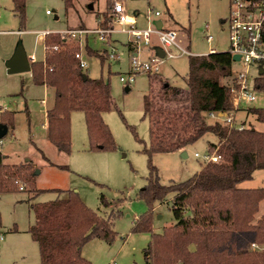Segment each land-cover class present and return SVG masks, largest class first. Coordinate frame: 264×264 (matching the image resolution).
Wrapping results in <instances>:
<instances>
[{
  "label": "trees",
  "instance_id": "1",
  "mask_svg": "<svg viewBox=\"0 0 264 264\" xmlns=\"http://www.w3.org/2000/svg\"><path fill=\"white\" fill-rule=\"evenodd\" d=\"M26 3L13 0L14 12L22 26L26 21ZM72 4L73 0H67L68 7ZM113 6L108 0L99 16L100 27L112 26L109 14ZM44 45V58L31 60V74L34 84L46 86L54 93L46 113L50 142L59 151L70 153L71 115L81 111L89 150H117L118 144L103 117L114 107L111 83L103 76L90 77L76 56L78 52L99 56L103 64L110 57L107 49H94L88 37L82 47L79 40L62 32L47 33ZM232 65L229 49L190 54L186 87L172 84L160 72L148 73L151 91L144 96L143 112L150 122L149 145L143 151L149 157L150 171L138 193L148 209L135 219L131 228L133 233L151 234L143 249L146 264H264V213L257 216L264 187L240 186L252 179L257 169L264 170V131L245 120L235 119L234 124L224 120L230 112L240 110L235 105V79L229 85L222 82L232 75ZM260 67L263 69V64ZM254 88L264 91V73L255 78ZM247 113H253L264 123V106L249 105ZM1 114L2 122L9 128V123L14 122V111ZM209 117L214 121H209ZM238 124L244 127L239 128ZM207 133L217 137L216 142L209 143L208 152L219 155V160L205 162L186 180L162 183L152 162L153 154L181 152ZM5 157L0 150V194L22 190L39 195L45 191L36 186L30 165L9 164ZM52 190L58 193L57 198L31 205L35 221L29 232L38 243L40 263L91 264L82 255L83 246L95 238L112 243L118 234L114 222L121 211L111 209L104 216L90 208L72 188ZM63 193L66 196L60 197ZM170 195L176 222L162 232H155L156 203ZM101 202L106 207L111 204L104 195Z\"/></svg>",
  "mask_w": 264,
  "mask_h": 264
},
{
  "label": "rangeland",
  "instance_id": "2",
  "mask_svg": "<svg viewBox=\"0 0 264 264\" xmlns=\"http://www.w3.org/2000/svg\"><path fill=\"white\" fill-rule=\"evenodd\" d=\"M111 1L123 2L126 14L136 19L139 29L153 27L156 19L162 20L165 29L178 31V42L186 46L191 54H207L212 48L216 51L229 49V17L238 0ZM26 2V21L22 26L14 12L13 0H0V30H5L0 33V124L3 123V111L15 113L14 122L9 123V131L1 139L0 150L6 154V163L30 165L35 173L36 186L45 191L39 195L22 190L0 194V264H41L38 243L29 232V227L35 221L31 205L57 198L59 195L52 190L54 188L74 189L90 208L101 215L107 216L115 208L121 211L114 222L118 234L112 243L95 238L83 246L82 255L91 264H146L143 249L151 234L133 233L131 228L135 217L148 209L138 193L144 188L150 171L149 157L143 151L149 145L150 122L144 117L143 109L144 96L151 91L150 79L146 72L138 73L129 84L121 81L120 77L129 74L134 50L138 51L141 60L150 59L159 47V41L153 35V43L140 39L133 44V37L121 30V24H115L112 7L109 17L111 27L115 26V29L110 34L111 45L110 40H100L98 34L91 33L82 37V47L88 37L94 49H108L110 53L115 48L118 56L108 57L102 64L99 56L83 55L87 61L86 73L93 78L103 76L111 83L114 107L105 112L103 117L113 133L118 149L89 150L84 113L74 111L71 115V152H61L48 139L47 126L44 125L45 110L53 102V90L34 84L30 72L8 73L6 61L19 42L23 43L29 57L34 60L43 59V32L100 27L99 16L106 9L108 0H73L69 7L67 0ZM156 11L160 12L159 16H156ZM188 59L187 54L164 58L160 75L172 84L186 87ZM240 69L241 62L233 61L232 75L223 78L222 82L232 84ZM259 74L257 66L250 68L249 75L256 99L250 103L242 102L243 108L238 110L236 117L264 131V123L259 122L253 113H247V107L251 104L264 106V91L254 88V80ZM126 87L130 89L126 90ZM209 121H214V118L209 117ZM216 141L217 137L213 133H207L188 147L187 157L182 152L154 153L152 162L158 169L160 181L168 184L193 176L205 163L202 156L208 152L209 143ZM240 186L264 187V170L257 169L253 178L242 182ZM102 195L111 202L109 207L102 204ZM65 196V193L60 195ZM262 213L264 199L257 216ZM175 222L170 195L167 200L156 203L154 231L162 232L164 227Z\"/></svg>",
  "mask_w": 264,
  "mask_h": 264
},
{
  "label": "built area",
  "instance_id": "3",
  "mask_svg": "<svg viewBox=\"0 0 264 264\" xmlns=\"http://www.w3.org/2000/svg\"><path fill=\"white\" fill-rule=\"evenodd\" d=\"M112 16L114 17L115 24H121L122 31L128 32L132 37L133 43H138L140 39H143L146 43H150L151 36L153 34L158 36L159 42L165 56L161 57L158 54H154L147 60H141L139 56H133L131 58V70L127 76H121V81L129 84L135 80V77L140 72L146 73H159L161 70V63L166 57H178L184 54L190 55L191 52L183 47L178 42V32L173 29H158L156 26H149L146 29H139L133 25L125 27L131 22L129 16L125 12L124 3L116 1L112 9ZM156 15H160L159 11H156ZM229 50L233 55L238 54L241 62L242 69H240L235 76L236 92L235 105L237 110L243 108L242 102H253L256 99L253 91V84L250 80V68L257 66L259 71L260 65L264 63V0L248 1L238 0L235 2V6L231 9L229 17ZM114 27L103 28H74L63 31L62 33H69L72 37L79 39L80 44L82 37L88 34H98V38L103 42H108L110 34L114 31ZM211 38V36H210ZM57 48V47H55ZM80 58V64L83 68L87 67V61L82 53L76 54ZM111 58L118 57L115 48L109 53ZM34 59V58H32ZM236 111L230 112L224 117V120L228 124H234L236 119ZM211 116H215L211 114ZM239 128H243L244 124H238ZM2 140L0 139V144ZM199 156L198 153H195ZM203 159L207 161H218L220 156L216 153L207 152L204 154ZM2 238V236H1Z\"/></svg>",
  "mask_w": 264,
  "mask_h": 264
},
{
  "label": "water",
  "instance_id": "4",
  "mask_svg": "<svg viewBox=\"0 0 264 264\" xmlns=\"http://www.w3.org/2000/svg\"><path fill=\"white\" fill-rule=\"evenodd\" d=\"M155 25L158 29H161L163 26L162 20H157L155 22ZM156 53L164 57L165 56V51L163 50L162 47H157L156 48ZM32 59V58H31ZM31 59L27 55V52L24 48V45L22 42H19L18 45L16 46L14 53L12 56L7 59L6 61V67H7V72L8 73H23V72H30L31 71ZM233 61H238L240 59V56L238 54H235L232 56ZM264 73L263 69H260V74ZM87 76L85 75L84 78ZM130 87H126V90H129ZM253 104H251V107ZM9 131L8 125L5 123L0 124V139H2ZM182 155L184 157H187V152L184 150L182 151ZM39 172V171H38Z\"/></svg>",
  "mask_w": 264,
  "mask_h": 264
},
{
  "label": "crops",
  "instance_id": "5",
  "mask_svg": "<svg viewBox=\"0 0 264 264\" xmlns=\"http://www.w3.org/2000/svg\"><path fill=\"white\" fill-rule=\"evenodd\" d=\"M156 16H159V15H156ZM129 18H130V20H131V22H129L128 24H129V26L130 25H133V26H135V27H137V21H136V19L134 18V17H132V16H129ZM157 20H160V19H156L155 21H154V25L153 26H156L155 25V22L157 21ZM163 22V21H162ZM127 24V25H128ZM96 27H98V25L96 26ZM96 27H94V28H96ZM163 28H165V26H164V23H163V26H162ZM86 28H90V27H86ZM138 28V27H137ZM69 29H74V28H69ZM171 29V28H170ZM66 30H68V29H66ZM173 30H175V29H173ZM177 31V30H176ZM1 32H5V30H0V33ZM57 32V31H56ZM178 32V31H177ZM44 33V37H43V42H44V38H45V35L47 34V33H49V32H43ZM153 35H155V34H153ZM152 35V36H153ZM151 36V37H152ZM156 37H157V39H158V36L157 35H155ZM110 40V39H109ZM158 41H159V39H158ZM110 43H109V45H111V40L109 41ZM132 42V41H131ZM133 43V42H132ZM150 43H153L152 42V40L150 41ZM134 44V43H133ZM181 44V43H180ZM182 45V44H181ZM183 47H185L187 50H189L186 46H184V45H182ZM159 47H161V45H160V42H159ZM108 50V49H107ZM156 50V49H155ZM213 51H216V49H214V48H212L211 50H210V52H213ZM13 53H14V51H13ZM12 53V54H13ZM139 53H138V51L137 50H134V54H133V56H139L138 55ZM154 54H157L156 53V51L153 53V55ZM12 56V55H11ZM33 56V55H32ZM132 56V57H133ZM10 58V57H9ZM8 58V59H9ZM32 57H30V59H31ZM32 60V59H31ZM118 61H120V59L118 58ZM30 73H31V71H30ZM44 102H45V100L44 99H42ZM48 108V107H47ZM47 108H46V110H45V115H46V113H47ZM237 114V113H236ZM236 119H237V117H236ZM44 125L45 126H47V117L44 119ZM187 149H188V147L185 149V151L187 152ZM184 151V150H183ZM182 152V151H181ZM188 154V153H187ZM188 156V155H187ZM137 217H135V219H136Z\"/></svg>",
  "mask_w": 264,
  "mask_h": 264
}]
</instances>
